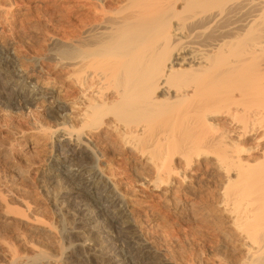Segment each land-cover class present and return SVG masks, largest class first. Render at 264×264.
Returning <instances> with one entry per match:
<instances>
[{"label": "bare ground", "instance_id": "6f19581e", "mask_svg": "<svg viewBox=\"0 0 264 264\" xmlns=\"http://www.w3.org/2000/svg\"><path fill=\"white\" fill-rule=\"evenodd\" d=\"M68 23L23 64L0 47V104L45 99L27 80L46 64L70 89L65 102L52 97L60 122L50 131L59 137L51 166L77 165L57 175L69 192L83 191L68 218L75 229L96 223L85 245L72 247L82 253L76 264H176L166 245L133 228L117 190L121 174L99 165L109 154L180 222L199 220L187 191L194 180L218 177L216 207L242 257L213 264H264V168L247 172L239 158L242 139L264 136V0H70ZM21 222L52 235L39 219ZM153 249L167 260L155 261ZM28 250V264L47 256Z\"/></svg>", "mask_w": 264, "mask_h": 264}, {"label": "rangeland", "instance_id": "374dc122", "mask_svg": "<svg viewBox=\"0 0 264 264\" xmlns=\"http://www.w3.org/2000/svg\"><path fill=\"white\" fill-rule=\"evenodd\" d=\"M12 1L0 0V47L23 64L22 56L34 60L37 53H43L50 36L67 32L70 0H14V4ZM19 63L15 71L21 68ZM49 67L46 64L27 80L29 90L37 84L44 93H49L45 99L23 106L15 99L11 106L0 104V213L5 214L0 216V264H28L30 246L47 252L42 264H76L82 253L81 250L70 253L72 247L85 245L86 234L96 224L81 223L75 229L68 218L83 191L69 192L57 175L64 171L73 173L77 165L62 169L51 166L57 159L54 141L59 137L57 132L50 136V131L60 122L53 115L55 112H50L51 102L54 97L65 102L71 92ZM218 123L223 129L224 125ZM240 147L242 168L254 173L264 168V136H248L240 141ZM83 156L80 153L77 158ZM9 165L18 167L22 177L12 173ZM99 165L106 171L121 174L117 190L129 209L128 219L133 228L150 238L153 246L166 245L176 264H213L215 259L236 263L242 257L236 239L230 236L231 230L216 207L218 177L209 175L203 180H194L193 187L187 191L199 220L180 222L156 197L133 186L134 177L124 163L109 154ZM81 176L89 180L88 172H81ZM36 219L41 221L40 225L49 227L52 235L40 228L32 232L21 222ZM56 241L62 244L61 251L56 248ZM105 243V239L94 242L95 246L88 247V256L91 250H99ZM151 252L156 255L155 261L167 260L155 249Z\"/></svg>", "mask_w": 264, "mask_h": 264}]
</instances>
